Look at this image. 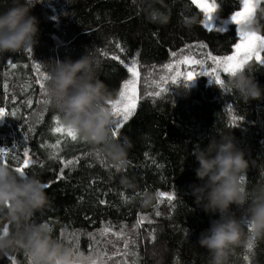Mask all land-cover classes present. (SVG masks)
<instances>
[{
    "label": "trees",
    "instance_id": "16d2710c",
    "mask_svg": "<svg viewBox=\"0 0 264 264\" xmlns=\"http://www.w3.org/2000/svg\"><path fill=\"white\" fill-rule=\"evenodd\" d=\"M237 3L238 0H223L214 26H222L225 32H218L204 27L203 13L190 0H39L31 10V15L39 20L38 43L30 52L25 49L19 54L0 55V106L17 113L0 120V148L16 146L9 156L0 157V163L7 161V166L14 169L19 164L12 157L23 159L24 149L29 150L34 163L27 170L28 175L50 184L46 188L49 202L32 221L47 224L53 238L73 248L80 264H90L86 258L96 264L101 261L123 264L125 260L132 264L136 257L123 255V239L118 240L111 232L101 235L108 225L116 232L123 229L126 239L136 241L128 251L139 255L140 264H208L209 253L197 241L200 233L209 228L210 221L219 217L210 216L194 203L191 185L200 181L195 174L199 165L192 153L196 148H205L212 139L232 135L237 147L245 152L249 167L243 184L249 202L252 189L264 184V99L245 103L229 86L230 76L226 73L221 78L227 77L225 85L229 91L204 75L197 76L188 87L183 86V76L176 84L171 79L167 83L160 81L162 76L175 74L164 66L183 55L203 58L205 52L232 54L234 44L239 42L237 27L223 21L240 10ZM12 4L13 0H0V12ZM152 11L166 13L167 23L152 22L149 19ZM251 27L264 35V1L256 9ZM117 43L125 48L124 52L116 47ZM198 44L207 47L198 49L195 47ZM87 50L96 59L97 75L112 94V100L118 98L130 74L111 56L118 55L125 62L135 58L139 62L137 108L116 137L117 141L124 137L130 141L127 165L119 171L103 155L102 146H93L82 139L71 142L67 138L64 142L62 138L58 160L49 159L56 149L44 147L56 143L59 134L50 129L55 127L53 117L59 115L62 119V116L39 102L45 96L35 84L33 78L38 73L32 65H41L49 75L55 60L69 57L77 60ZM12 62L17 65L15 69L10 67ZM249 64L256 70L254 78L264 88V65L254 60ZM209 65L211 61L205 65L211 71ZM193 67L200 72L198 66ZM189 70L184 64L177 68L182 73ZM153 81L167 91L158 97L150 95L160 91ZM29 99L31 107L26 105ZM233 115L242 117L237 126L232 124ZM77 157L79 163L64 168L61 179L64 165L60 161ZM122 177L131 180L134 186L122 184ZM161 192L173 194L175 200L161 202ZM149 193L155 194V198L145 206L144 198ZM125 199L127 203L123 202ZM101 200L106 203H100ZM232 207L247 235L249 229L244 223L247 214ZM156 211L161 215H155ZM142 215L152 223L146 220L142 228L134 229ZM6 224L12 229L10 223L3 222L0 230ZM153 229L156 239L151 242ZM117 249L120 255H114ZM9 260L13 264H28L23 251L0 257V264H8ZM229 264H264V237L254 240L251 251L247 243L235 246Z\"/></svg>",
    "mask_w": 264,
    "mask_h": 264
},
{
    "label": "clouds",
    "instance_id": "9594fccd",
    "mask_svg": "<svg viewBox=\"0 0 264 264\" xmlns=\"http://www.w3.org/2000/svg\"><path fill=\"white\" fill-rule=\"evenodd\" d=\"M37 2L39 0H13L11 7L0 12V55L19 54L38 43L39 20L31 15ZM149 19L166 24L168 16L152 11ZM245 27L253 30L251 25ZM96 68L97 61L90 50L77 60L70 57L55 60L46 84L44 106L58 111L63 123L82 140L102 146L103 155L111 164L123 169L127 165L130 141L127 137L117 141L111 135L114 116L108 102L112 94L99 79ZM255 72L248 63L230 76L229 86L245 103L264 99V88L254 78ZM192 154L199 165L195 174L200 181L191 185L194 203L210 216L219 217L210 221L197 243L208 251V264H229L235 246L264 237V184L252 189L249 202V193L241 182L249 161L232 135L212 139L205 148H196ZM121 183L134 186L127 177H122ZM45 185L35 175L22 176L0 163V223L13 226L7 233L0 230V257L23 251L31 258V264H74L73 248L53 238L48 225L32 221L49 202ZM154 198L155 194H146L145 206ZM233 205L247 214V222L252 226L247 235Z\"/></svg>",
    "mask_w": 264,
    "mask_h": 264
},
{
    "label": "snow or ice",
    "instance_id": "6c2138e0",
    "mask_svg": "<svg viewBox=\"0 0 264 264\" xmlns=\"http://www.w3.org/2000/svg\"><path fill=\"white\" fill-rule=\"evenodd\" d=\"M190 3L195 5L197 8L200 9V12L204 15V27L209 29L210 31L215 28L218 32H225V29L221 27H215L213 21L217 19V16L214 15L219 7H222L223 0H220V3L217 0H190ZM258 0H238L236 7L240 10L234 11L231 16L230 20L226 19L223 23L228 24L232 23L233 25L239 26L237 31L239 33V42L234 44V51L231 55H213L211 52L202 53L203 58H197L195 55H183L182 59L175 61L174 63H170L165 65V69L169 73H175L174 75L162 76L160 81L163 83H167L169 79H171L172 84H176L179 77H184V87H188V83L194 81L197 76L204 75L210 77V82L214 81L216 85H219L221 88H224L225 91H229V89L225 85V80L221 78L222 73H226L228 76L234 75L237 71L242 70L245 64H248L250 61H255L259 65H264V35H260L255 31H248L246 30L245 26H250L251 22L254 18L256 13ZM119 48L120 52H124L125 48H123L119 43L116 45ZM192 47V46H189ZM198 49H205L207 45L205 44H198L195 46ZM27 51H31V49H27ZM103 55H108L106 52L102 53ZM172 56L175 57L176 53L173 52ZM111 59L114 61H119L127 70V73L130 74V78L124 80L122 87L118 92V98L109 101L108 103L112 107L113 116H114V127L112 128V137L116 138L118 136L119 130L124 126V123L127 122L135 113L137 108V102L140 98L138 93V85L140 84L141 80V73L139 69V62L134 58L128 62L121 59L118 55H112ZM208 61H211V71L205 67ZM180 64H184L189 67V71L182 73L177 71V68ZM193 66H198L200 68V72L197 73L194 70ZM12 69H15L17 65L12 62L10 64ZM35 68L36 72L38 73V77L33 78L35 80V84L39 85V89L41 90L42 94L46 95V82L50 79V76L42 70V66L39 64L32 65ZM156 87L160 88V91H156L151 93L150 95L160 96L162 92L167 91L166 88L160 86V83L153 81ZM6 89L8 87L7 84L3 85ZM40 103H46V100L43 99L39 101ZM26 105L28 107L32 106V100L29 99L26 101ZM231 112V109L229 110ZM16 112H8L5 110L3 106H0V120H3L4 117L8 116H16ZM242 119V117H238L233 115L232 116V124L233 126H237V121ZM55 121V127H52L50 130L53 133L59 134L56 139L55 144L51 145H44L45 148L56 149L55 152L50 153L49 159H59V152L61 151V144L62 138H64V142H67V138H70L71 142H78L81 138L77 132H75L72 128L66 126L61 117L56 115L53 117ZM32 131V129H29ZM16 146L14 145L13 148H0V157H7L9 156V151H15ZM147 155V154H146ZM99 157V153H97ZM12 159L17 160L19 166L15 167L13 170L20 175L28 174L30 166L33 165L34 161L30 156L29 150L24 149L23 151V159H20L18 156H13ZM80 158L77 157L72 160L67 161H60L63 163L64 167L60 170V178H63L64 168H68L70 166H74L79 163ZM7 166V161L4 162ZM117 171L120 169L116 168ZM242 183L245 182V178H242ZM46 188L50 187V184L45 185ZM106 195V193H105ZM123 195V194H121ZM140 195V193H137ZM161 197V202L165 199L168 202H172L175 200V196L173 194L159 193ZM123 202L127 203L128 200L125 199ZM100 203H106V201L101 200ZM155 215L160 216L161 213L159 211L155 212ZM147 220L148 224L152 223V220L146 216H139L133 225L134 229H140L144 226L145 221ZM247 224L249 231H251L252 226L248 224L247 221H244ZM47 225V224H46ZM9 230V226L6 224L3 227V231L7 233ZM111 232L118 240H124V249L123 255L127 257L128 255H134L136 258L132 261V264H140V257L137 253H130L128 251L130 245H134L136 243L135 240L126 239V233L123 229L116 232L112 230V226L108 225L104 229L101 230V235H108ZM155 230H151L150 240L154 242L155 237ZM254 246V241L250 240L247 243V249L251 251ZM121 252L119 249L116 250L114 255H120ZM27 255V254H26ZM106 255V253H105ZM90 261V264H96L95 260H91V258H86ZM108 259H112L111 256ZM247 259V257H245ZM28 264H31V258L27 255ZM8 264H13L12 260L8 261ZM74 264H80V261L76 258ZM101 264H104L101 261ZM123 264H128L127 260L123 262Z\"/></svg>",
    "mask_w": 264,
    "mask_h": 264
},
{
    "label": "rangeland",
    "instance_id": "374dc122",
    "mask_svg": "<svg viewBox=\"0 0 264 264\" xmlns=\"http://www.w3.org/2000/svg\"><path fill=\"white\" fill-rule=\"evenodd\" d=\"M262 1H264V0H258L257 8H258V6L261 4ZM257 8H256V9H257ZM214 15H216V13H215ZM228 20H230V17L228 18ZM213 24H214V21H213ZM228 24H229V23H228ZM230 24H232V23H230ZM236 27H237V29H238L239 26H236ZM252 31H255V30H252ZM238 36H239V33H238Z\"/></svg>",
    "mask_w": 264,
    "mask_h": 264
}]
</instances>
